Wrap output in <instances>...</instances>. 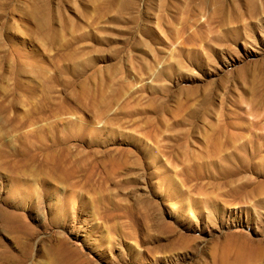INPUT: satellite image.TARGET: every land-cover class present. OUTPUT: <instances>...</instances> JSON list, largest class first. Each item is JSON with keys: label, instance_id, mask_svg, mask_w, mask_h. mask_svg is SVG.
<instances>
[{"label": "rangeland", "instance_id": "obj_1", "mask_svg": "<svg viewBox=\"0 0 264 264\" xmlns=\"http://www.w3.org/2000/svg\"><path fill=\"white\" fill-rule=\"evenodd\" d=\"M0 264H264V0H0Z\"/></svg>", "mask_w": 264, "mask_h": 264}]
</instances>
